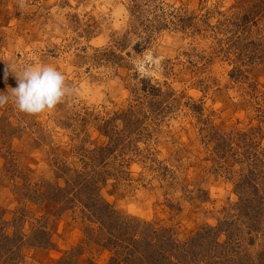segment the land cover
I'll return each instance as SVG.
<instances>
[{
    "label": "rangeland",
    "instance_id": "374dc122",
    "mask_svg": "<svg viewBox=\"0 0 264 264\" xmlns=\"http://www.w3.org/2000/svg\"><path fill=\"white\" fill-rule=\"evenodd\" d=\"M260 1L0 0V92L34 65L73 89L0 108L1 264H154L128 257L142 239L177 263L194 237L230 244L194 264H264L238 162L264 156V20L233 25Z\"/></svg>",
    "mask_w": 264,
    "mask_h": 264
},
{
    "label": "trees",
    "instance_id": "16d2710c",
    "mask_svg": "<svg viewBox=\"0 0 264 264\" xmlns=\"http://www.w3.org/2000/svg\"><path fill=\"white\" fill-rule=\"evenodd\" d=\"M250 13L244 14L243 18H241V20L239 19L238 21H236L233 25L236 28H240L242 29V31H249V24L251 23L250 19H254L255 17H263L264 20V1L263 2H258V3H254L252 6L251 11H249ZM248 29V30H246ZM251 31L248 32V34ZM245 51H243L242 49H237L236 57H238V55L244 57L245 54L243 55ZM251 54L252 53H248V55L246 54L245 59H251ZM240 56V57H241ZM253 56V55H252ZM264 58V55L261 57V59ZM253 59V58H252ZM257 59V58H255ZM153 95V92H157V89L154 88L153 86L151 87V91H150ZM225 154L222 153V156H224ZM259 154L256 153V151L254 153H251L250 156L247 157L246 154L240 155L239 157V163H242V165H244L247 168V174L245 176H242L240 178V180L242 181V183L244 185H246L247 187L252 188V186L257 189L260 185L262 186V184H264V156L263 158L258 159ZM259 171V173H258ZM258 174V175H257ZM264 190V189H263ZM258 191V190H257ZM258 206L253 207L254 205H252L251 211L254 214H257L259 216L264 215V197L260 195V198L258 199ZM107 207V205H106ZM109 208V207H107ZM93 209V208H92ZM91 209V210H92ZM250 219V218H249ZM216 229L214 228H208V233H210L209 235L216 239L217 237L216 235ZM226 236L228 237L230 233H225ZM205 238V237H202ZM3 239L9 240V238L7 237H3ZM112 239V237H111ZM206 239V238H205ZM205 241L200 240L199 237H194L192 238L187 244L185 243L184 245H179V248L181 250V256L179 257V262L177 261V263H174L173 260L167 259L164 255L163 252H165L162 248L165 245H161V249L162 251L157 252L155 250V247L152 246L147 239H142V240H135L133 242V248L131 249V251H129V255L128 257L132 258L130 259L131 261H145V256L147 257V259H151L153 257H156V261L154 262V264H191V263H197L202 261V259L204 260H210L207 256V253H211L214 252L216 249H219L221 253H219L217 256L218 261L222 260V263L224 262H228L226 258V252L228 251V246L230 244L225 243V244H220L219 243H215L214 246H210L207 245L206 243L204 244ZM160 245V241L158 243ZM171 244V243H169ZM173 244V243H172ZM165 247H167V250L172 253V247H169V245H166ZM217 255L216 253L214 254ZM161 257L165 258V259H161ZM159 260V262H157ZM212 260L214 263L215 261L217 262V259H213ZM135 262V263H137ZM219 263V262H218ZM219 263V264H222ZM1 264V263H0ZM148 264H152V260H150V263L148 262Z\"/></svg>",
    "mask_w": 264,
    "mask_h": 264
},
{
    "label": "clouds",
    "instance_id": "9594fccd",
    "mask_svg": "<svg viewBox=\"0 0 264 264\" xmlns=\"http://www.w3.org/2000/svg\"><path fill=\"white\" fill-rule=\"evenodd\" d=\"M7 66L12 73L16 72L14 66ZM7 77L6 71L5 80ZM15 77L18 86L9 88L11 95L0 92V108L11 102L22 113L40 114L55 109L73 93L65 76L52 65L28 66L16 72Z\"/></svg>",
    "mask_w": 264,
    "mask_h": 264
}]
</instances>
